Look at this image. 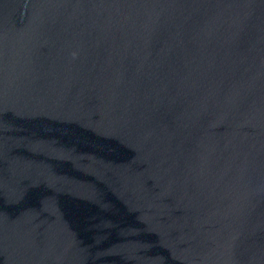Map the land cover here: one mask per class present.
Returning <instances> with one entry per match:
<instances>
[{
    "label": "water",
    "instance_id": "1",
    "mask_svg": "<svg viewBox=\"0 0 264 264\" xmlns=\"http://www.w3.org/2000/svg\"><path fill=\"white\" fill-rule=\"evenodd\" d=\"M0 264H264V0H0Z\"/></svg>",
    "mask_w": 264,
    "mask_h": 264
}]
</instances>
